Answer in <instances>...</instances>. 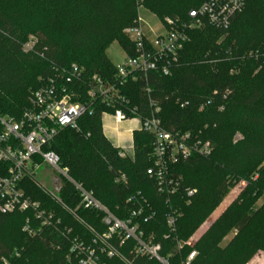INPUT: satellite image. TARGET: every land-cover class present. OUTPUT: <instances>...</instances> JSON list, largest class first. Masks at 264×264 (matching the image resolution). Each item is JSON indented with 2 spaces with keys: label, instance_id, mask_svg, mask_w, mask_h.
I'll list each match as a JSON object with an SVG mask.
<instances>
[{
  "label": "trees",
  "instance_id": "trees-1",
  "mask_svg": "<svg viewBox=\"0 0 264 264\" xmlns=\"http://www.w3.org/2000/svg\"><path fill=\"white\" fill-rule=\"evenodd\" d=\"M203 1L145 0V4L158 19L185 21L188 12ZM135 3L137 0H0V115L17 120L29 106L32 91L43 79L52 76L54 68L75 64L86 75L110 77L114 65L106 56V48L117 40L123 51H131L132 44L123 32L136 17ZM236 19L226 39L229 50L222 46V52L226 51L230 59L217 70L196 64L199 56L194 54L183 60L196 33L207 29L223 31L202 26L189 32L190 39L169 76L148 75L149 95L141 81L129 83L123 89L131 106H136L140 113H147L148 98L155 102L160 108L162 126L168 132L190 133L211 144L209 156H192L168 167L178 192L170 204L156 192L154 179L146 172L154 166V159L152 138L144 133L134 132L132 155L120 157L119 150L104 136L97 112L80 118L76 128L60 131L49 147L57 155L60 167L67 169L68 176L92 192L115 217L121 219L132 208L126 204L129 196L141 195L154 213L148 222H139L143 231L151 233H144L143 239L160 244V255L169 264H183L192 251L196 255L189 264H247L256 251L264 250V221L259 226L254 223L260 208L241 210L245 202L264 193V173L260 170L252 173L257 174L255 178L249 174L264 161V67L255 73L264 46V0H244L243 10L230 26ZM30 36L36 39L35 52L25 54L21 45ZM204 47L213 48V45L206 43ZM247 51H253L256 58H245L243 53ZM238 130L246 135L249 132L250 139L243 138L232 146L231 137ZM203 165L219 177L216 185L207 194L198 185V191L186 196L191 186L187 187L179 172L193 171ZM121 177L123 181L119 180ZM240 180L247 181L241 198L189 246L188 237L223 200L226 191ZM26 191L42 209L60 220L61 229L66 227L74 234L79 233L85 241H90L89 228L103 230L97 213L79 207L78 195L70 184L64 183L59 194L62 205L36 190L32 181L26 183ZM169 212L177 218L171 235L166 227ZM27 217H31L30 212L0 215V264L3 261L78 264L68 255L66 239L53 228H42L35 236L23 232ZM31 226L38 228L36 222ZM232 229L236 235L221 247ZM117 251L122 258L104 259V262L158 264L136 255L131 242Z\"/></svg>",
  "mask_w": 264,
  "mask_h": 264
},
{
  "label": "built area",
  "instance_id": "built-area-1",
  "mask_svg": "<svg viewBox=\"0 0 264 264\" xmlns=\"http://www.w3.org/2000/svg\"><path fill=\"white\" fill-rule=\"evenodd\" d=\"M142 2L137 0L136 17L124 31L132 44L131 51H122L123 61L113 64L114 72L110 77L96 73L86 75L83 68L75 64L54 68L52 76L43 79L40 86L32 91L29 106L17 120L0 115V215L30 212L31 217L26 218L23 232L35 236L42 228H53L66 239L68 255L75 258L78 264H106L104 259L122 258L117 250L127 242L132 243L133 251L138 256L155 260L158 264L169 262L160 255V244L144 240L139 231L141 220L145 223L154 217L139 194L127 198L126 204L132 208L127 209L119 219L92 192L73 181L67 169L60 167L57 155L49 149L60 131L76 128L80 118L97 112L101 120L111 118L115 127L136 121L138 132L152 138L154 166L146 172L154 179L156 192L166 198L167 204H170L169 197L177 192V182L168 174V167L192 156H209L212 152L210 142L199 139L197 135L165 130L158 116L160 108L150 98L147 113H140L136 106H131L123 89L129 83L141 81L146 95H149L148 75L155 73L166 77L171 74L190 39L189 32L202 26L227 29L243 10L244 0H204L196 9L188 12L185 21L172 18L160 20L156 17L160 25L158 31L146 27L142 20L139 13ZM35 45L36 39L30 36L21 45V50L25 54H33ZM116 149L120 157L133 153V147L130 155L123 152L125 147ZM41 164L56 174L50 181L53 192H46L52 199L62 205L59 194L63 184L68 183L78 195L79 207L100 216L103 230L98 232L89 228L90 241L83 240L66 227L61 229L60 220L42 209L39 202L27 193L26 183L34 182L35 172ZM119 180L123 181L124 178ZM194 192L186 190V196ZM176 221L173 212L166 215L169 235L174 233ZM33 222L38 224L36 230L31 226ZM187 244L190 245L189 242ZM195 255V252H191L183 264H189ZM3 264L6 262L3 261Z\"/></svg>",
  "mask_w": 264,
  "mask_h": 264
},
{
  "label": "rangeland",
  "instance_id": "rangeland-1",
  "mask_svg": "<svg viewBox=\"0 0 264 264\" xmlns=\"http://www.w3.org/2000/svg\"><path fill=\"white\" fill-rule=\"evenodd\" d=\"M8 1V0H7ZM136 4V3H135ZM186 8V7H185ZM137 10V9H136ZM140 16L142 17V20L144 21L146 27L153 29L154 31H158L160 28L159 21L156 18V16L153 15V13L147 8L145 4V0L142 2V7L139 9ZM238 19V18H237ZM237 19L232 23L231 26H229L227 29L223 31H216V30H211L207 29L204 32H201L200 34L196 33V37L190 39V43L185 51V54L183 56V60L186 59V57H189L191 54H194V56L198 57L196 64H200L203 66H208L211 71L217 70V67L226 60L230 59V55L226 52H222V46H225L226 44V39L227 36L230 32V30L233 28L235 23L237 22ZM162 20V19H160ZM124 33V32H123ZM203 33V34H202ZM126 34L124 33V38H126ZM128 39V38H127ZM198 42H201V44H197ZM206 43H211L213 45V48H205L204 44ZM122 45L120 44L119 41H113L111 42L108 47L106 48V56L110 60L112 64H118L123 61L124 54L122 50ZM192 47V49H191ZM225 48L229 50V45H226ZM225 52V53H224ZM261 58L259 59V64L260 66L255 70V73L260 70V68L264 67V46L261 47L260 50ZM232 54V52H231ZM244 56L245 58H256L254 57L255 55L253 54V51H247ZM232 56V55H231ZM244 58V57H243ZM242 58V59H243ZM232 60H236L235 57L232 58ZM234 71L231 69L229 71L230 74H232ZM134 134V133H133ZM250 133L245 131L238 130L234 133V135L231 137V144L232 146L242 142L243 138L245 140L250 139ZM199 139H202V137H199ZM133 140V138H132ZM132 147H133V141H132V146H126L125 151L129 155L132 153ZM172 167V166H171ZM250 167V166H249ZM262 171L264 173V161L260 162L255 169L249 173L250 175L252 173ZM259 172V173H260ZM56 176V174L51 173L49 168L41 164L38 169L35 172L34 176V184L36 185V190L42 191L45 195L49 196L47 193H52L53 189L51 186V178ZM178 176L184 180L185 184H188L191 190L198 191L196 186L202 185L203 190L205 194L212 189L217 181H218V176L214 174V172L211 171L208 166H199L195 170H186V169H181V172H179ZM253 178L257 176V174H252ZM264 183V182H262ZM247 181L246 180H240L236 185L228 189L224 195L223 200L216 206L212 208L208 216L201 222V224L192 232V234L188 237L187 242L190 243L189 246L192 247V245L209 229V227L214 223V221L228 208H230L232 205H234L235 201H237L239 198H241V194L246 188ZM264 187V186H262ZM38 188V189H37ZM44 188V189H43ZM45 190V192L43 191ZM47 192V193H46ZM178 192H175L172 194L169 199L173 198L176 196ZM141 196V195H139ZM138 196V197H139ZM50 197V196H49ZM166 199V198H164ZM253 201H248L247 203L245 202L243 206L241 207L242 212H248L249 210H257L260 208V213L257 216V220L254 222L256 226H259L263 221H264V193L256 195V197L252 198ZM116 210V208L114 209ZM251 229L254 230L253 227ZM139 231L142 233V235L145 234H151L148 233V230H142L141 227L139 226ZM236 230L232 229L223 239L221 242V247H224L235 235H236ZM77 236H80L79 233H76ZM145 236V235H144ZM14 238V241L17 239L16 234L12 236ZM91 237V236H90ZM148 238V236H147ZM84 240V239H83ZM17 242V241H16ZM19 242V239H18ZM195 252V251H192ZM258 254L264 255V250H258L255 252V254L252 256H256ZM49 256H54L53 253H49ZM51 264H56V261H52Z\"/></svg>",
  "mask_w": 264,
  "mask_h": 264
},
{
  "label": "crops",
  "instance_id": "crops-1",
  "mask_svg": "<svg viewBox=\"0 0 264 264\" xmlns=\"http://www.w3.org/2000/svg\"><path fill=\"white\" fill-rule=\"evenodd\" d=\"M104 136L116 148L131 146L133 133L138 131V123L134 120L125 122L117 127L113 125L111 118L101 120ZM247 264H264V255L258 254L250 259Z\"/></svg>",
  "mask_w": 264,
  "mask_h": 264
}]
</instances>
